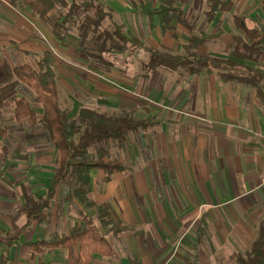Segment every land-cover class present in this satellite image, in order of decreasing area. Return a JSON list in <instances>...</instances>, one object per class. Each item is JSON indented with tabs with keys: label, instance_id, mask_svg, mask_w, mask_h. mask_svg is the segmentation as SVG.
Here are the masks:
<instances>
[{
	"label": "crops",
	"instance_id": "0c3cea01",
	"mask_svg": "<svg viewBox=\"0 0 264 264\" xmlns=\"http://www.w3.org/2000/svg\"><path fill=\"white\" fill-rule=\"evenodd\" d=\"M229 1L227 11L217 12L214 19H202L207 33L196 35L202 39L197 53L229 59L226 63L209 64L195 73L159 68L151 74L140 75L139 70L119 78L113 68L101 72L83 62L71 40L73 33L58 43L50 27L30 9L14 8L0 0V61L11 67L27 64L35 68L39 56L49 52L59 102L70 117H76L82 107L104 113L124 107L142 121L138 129L126 132L124 141L110 139L100 144L126 169L107 178L91 170L89 199L96 205L106 203L112 219L126 229L114 235L99 227L96 236H104L113 253H95L85 263L78 261V244L71 251L54 247L33 252L30 248V242L69 234L80 224L79 213L95 217L96 207H87L76 198L65 201L62 197L69 190L59 189L47 211V222L24 227V195L45 194L56 151L46 139L24 142L30 125L13 118V100L21 96L37 115L42 113L31 90L20 86L3 99L0 264H129L130 260L140 264H235L238 257H245L264 220L260 179L264 170V43L251 58L237 56L244 52L237 39L247 42L248 38L233 18L244 17L246 27L262 35L264 14L262 0ZM222 14L229 19H221ZM146 20L150 28L158 29ZM190 20L186 19L188 26L173 22V29L160 33L166 38L175 36L178 27H191ZM186 43L177 52H183Z\"/></svg>",
	"mask_w": 264,
	"mask_h": 264
},
{
	"label": "trees",
	"instance_id": "16d2710c",
	"mask_svg": "<svg viewBox=\"0 0 264 264\" xmlns=\"http://www.w3.org/2000/svg\"><path fill=\"white\" fill-rule=\"evenodd\" d=\"M3 1L14 8L30 9L34 16L50 27L58 43L66 42L70 33L75 31L80 59L101 72H109L113 67V61H109L107 55L119 57V54L131 53V50H143L145 53L146 57L140 63V75L142 72L151 74L159 68L171 71L183 68L189 73H195L209 64L217 67L229 60L197 53L196 47L202 43V39L196 35L185 38L187 43L183 52L147 46L141 39L133 36L124 24L113 20L112 11H107L101 0ZM184 1L137 0L136 6L149 19L151 27H158L164 33L173 29V22L188 26L186 12L181 5ZM205 2V19H214L217 12L227 11L231 6L229 0ZM261 9L264 14V0L261 1ZM106 19L110 20L108 27L103 25ZM233 19L237 28L248 38L247 42L237 39L238 46L244 50L237 56L244 59L253 57V53L258 54L261 51L258 46L264 43V32L258 35L257 30L248 29L244 17L235 16ZM154 21L156 23L153 24ZM229 62L233 63L231 60ZM20 86L31 90L35 103H40L42 107V113L37 115L26 97L14 98L13 118L17 123L26 121L30 125L23 141L46 139L56 151L55 167L45 194L39 197L24 195L25 202L21 206L26 219L24 227L32 223L47 222V211L59 189L68 188V194L62 197L65 201L76 198L87 207H96L95 217L80 212V224L72 228L69 234L30 242V248L33 252L54 247L71 251L78 244V261L85 263L91 261L95 253L112 255V248L106 238L96 236L98 228H108L114 235L126 228L112 219L106 203L96 205L89 199V173L97 169L107 178L115 171H124L126 167L118 160L111 159L109 149L100 144L110 139L124 141L126 132L138 129L142 121L136 120L134 114L124 107L113 113L82 107L76 117H70L69 110L59 102L57 74L50 63L49 52L39 56L35 68L27 64L11 67L7 61H0V106L3 99ZM36 128L40 130L35 132ZM3 133L4 131L0 136ZM95 219L98 226L95 225ZM129 264L140 262L130 260ZM235 264H264V220L259 222L256 236L245 257H238Z\"/></svg>",
	"mask_w": 264,
	"mask_h": 264
},
{
	"label": "rangeland",
	"instance_id": "374dc122",
	"mask_svg": "<svg viewBox=\"0 0 264 264\" xmlns=\"http://www.w3.org/2000/svg\"><path fill=\"white\" fill-rule=\"evenodd\" d=\"M106 1L108 2V6L105 3ZM102 3L107 11H112L113 20H116L119 23H126L133 36L140 38L147 46L153 48H166V44L171 49L173 48L172 50L177 51L181 49V44L186 42L185 36L191 34L203 36L207 33V25L205 23H200L202 19L204 20V9L206 7L205 0H187L183 8L186 12V16L188 15L187 19H191L189 24L191 23L192 25L187 28L178 27L175 36L169 35L168 38L160 33L159 28L152 29L148 26L146 17L136 6L137 0H103ZM115 6L118 7V9H115ZM222 15L221 19H229V16L226 14ZM109 24L110 20L106 19L103 25L108 27ZM189 29H192V31ZM71 33L74 34L71 40H74L77 45V40L75 38L77 34L75 31H72ZM106 57L109 61H113L112 68L114 75L116 74L115 76L120 78L123 74L128 72L131 74L134 72V74H136L140 70L141 60L146 56L143 50H131V53L125 52L124 54H119V57H112L109 55ZM21 153H25V150H22Z\"/></svg>",
	"mask_w": 264,
	"mask_h": 264
},
{
	"label": "built area",
	"instance_id": "2783aa9c",
	"mask_svg": "<svg viewBox=\"0 0 264 264\" xmlns=\"http://www.w3.org/2000/svg\"><path fill=\"white\" fill-rule=\"evenodd\" d=\"M261 184L264 185V170L260 173Z\"/></svg>",
	"mask_w": 264,
	"mask_h": 264
}]
</instances>
